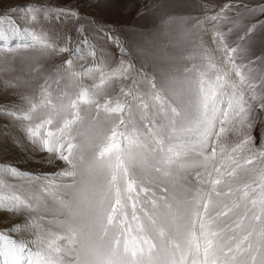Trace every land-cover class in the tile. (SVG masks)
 Returning <instances> with one entry per match:
<instances>
[{
  "label": "snow or ice",
  "instance_id": "snow-or-ice-1",
  "mask_svg": "<svg viewBox=\"0 0 264 264\" xmlns=\"http://www.w3.org/2000/svg\"><path fill=\"white\" fill-rule=\"evenodd\" d=\"M129 3L160 21L141 37L175 40L142 41L150 66L79 8L0 0V70L32 76L0 81L31 91L0 103V148L60 162L0 161V264H264V0Z\"/></svg>",
  "mask_w": 264,
  "mask_h": 264
},
{
  "label": "rangeland",
  "instance_id": "rangeland-1",
  "mask_svg": "<svg viewBox=\"0 0 264 264\" xmlns=\"http://www.w3.org/2000/svg\"><path fill=\"white\" fill-rule=\"evenodd\" d=\"M11 4H23L26 0H8ZM45 3L49 2V0H44ZM51 2L55 3L57 0H51ZM61 3L67 4L70 8L75 9L79 8L80 12L86 14V17L96 18L99 22L105 24L106 27L113 28L115 30L116 35L120 38L125 47L131 50L133 47L140 45L144 49V54L142 56L134 55L133 59L136 61V66H140V60L143 59L145 62L149 64L152 63L153 59V49L151 45H143L142 41L144 39L153 40V37H141L140 33L148 32L153 27H159L160 21L159 19H155L153 21H149L148 27H144L146 20L142 16L134 15V8L129 3V0H119L112 7L105 6L103 0H59ZM178 4L182 5L176 9V15H191V16H201L202 11L195 7L194 5L198 3L207 4L209 6H217L221 5L227 0H177ZM135 3L144 6L150 10L152 9L153 0H135ZM93 4H100V7L93 8ZM18 16L19 13H16ZM83 23V21H82ZM74 25V20H66L62 24L53 21L50 25L54 30L58 28H63L66 32L71 30ZM88 31L86 35L89 38L95 36V43L98 49H103L110 54L115 56L116 49L111 42H109L104 35H96L92 31L93 26L86 25ZM173 33L175 29H172ZM75 35V33H73ZM154 43L157 46L163 45V51L172 52L173 51V43L175 40L168 36L161 34L159 37L154 39ZM22 55H31V53H22ZM118 60L119 57L116 56ZM60 62V58H50L47 62L44 63L45 69H49L53 67L55 64ZM28 61H21L20 59H16L12 65V72H5L0 70V81L12 80L13 82L19 80L22 82H32V76L29 72L22 70L26 69L28 66ZM2 67V66H0ZM31 91L26 89L23 85L18 87L15 90L6 89L0 84V103L7 101H15L18 97L29 95ZM0 119H3L0 117ZM9 150L4 151L0 148V161H15L19 167L26 170H37V171H55L57 170L56 164L60 162L57 161L56 164L52 165H44L41 168V165L37 163L40 159L39 154H32L27 149L24 148H15L10 143L8 145ZM31 157V158H29ZM14 220H8L6 223H0V228H6L9 224L14 223Z\"/></svg>",
  "mask_w": 264,
  "mask_h": 264
}]
</instances>
